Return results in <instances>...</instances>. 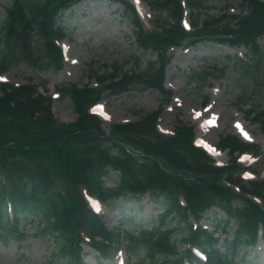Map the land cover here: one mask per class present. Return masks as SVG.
Listing matches in <instances>:
<instances>
[{
	"label": "trees",
	"instance_id": "trees-1",
	"mask_svg": "<svg viewBox=\"0 0 264 264\" xmlns=\"http://www.w3.org/2000/svg\"><path fill=\"white\" fill-rule=\"evenodd\" d=\"M80 0H10L0 22V69L20 61L32 70L62 67V53L55 38L65 36L59 19L64 10ZM124 6L125 17L133 26L134 48L128 61L138 65L140 55L151 49L156 58L144 67L96 73L100 87L64 83L61 87L77 116L72 122H59L51 110V99L31 82L14 86L0 84V242L21 243L30 235L49 236L54 247L51 257L64 264H85L82 257L85 236L87 243L108 257L109 249L122 239L127 251H143L140 262L150 264H240L253 247L259 232L264 233V180L244 183L235 152L260 149L242 142L234 135L220 137L219 144L230 150L229 165L218 167L200 148L193 145L194 128L178 122L173 135H163L156 128L159 110L143 111L137 121L112 123L103 129L101 119L88 111V105L102 96L118 95L132 86L153 87L169 98L164 88L169 48L185 42L195 45L215 39L230 45L243 44L247 60L232 59L246 70L248 80L264 89V47L258 42L264 34V1L241 0L237 13L226 11L210 14L207 0H184L191 9L194 29L187 32L182 24V0H146L156 12L151 27H144L130 0H115ZM230 0H225L224 8ZM38 36V47L33 37ZM136 53V54H135ZM226 65H213L198 77L201 82L215 75L223 76ZM215 72V74H213ZM239 103H244L243 94ZM249 113L264 130V107L254 103ZM126 146L142 153L129 152ZM113 170L119 176L113 185L103 177ZM237 183L236 191L227 184ZM61 184V185H60ZM85 187L91 194L109 203L121 196L141 197L148 193L162 205L149 225L109 228L103 217L94 213L81 194ZM263 198L257 203L247 194ZM180 197L185 204L180 203ZM212 204L225 216L213 212L214 230L195 228L189 217H201ZM26 223L36 225L28 232ZM183 224L184 241L196 244L206 252L199 260L190 250H180L174 232ZM225 233L223 237L221 234Z\"/></svg>",
	"mask_w": 264,
	"mask_h": 264
},
{
	"label": "rangeland",
	"instance_id": "rangeland-1",
	"mask_svg": "<svg viewBox=\"0 0 264 264\" xmlns=\"http://www.w3.org/2000/svg\"><path fill=\"white\" fill-rule=\"evenodd\" d=\"M224 2L225 0H207L204 4L208 7L202 11L210 14L223 12ZM9 3L10 0H0V22L6 14L5 5ZM141 3L143 9L140 13L149 25L147 21L150 18L149 7L145 1ZM239 7L240 0H230L227 11L238 12ZM59 22L66 29L65 37L59 40L65 56L62 69L32 70L29 64L20 61L6 68L4 72L0 70V79L5 78L17 85L32 78L42 94L50 98L52 94L54 95L52 110L61 121H71L76 117L70 99L62 93L61 86L64 83L94 86L96 78L89 76L91 72L103 73L117 66H121L123 70L137 66L142 68L149 60L156 58V52L148 49L141 53L138 65L128 61L134 52L139 53L142 50L134 48L131 36L133 26L125 17L124 6L115 0H81L64 10ZM33 41L38 47L41 46L38 36H34ZM258 42L264 47V34L259 37ZM65 45L68 47L67 51ZM1 48L0 39V50ZM246 54V47H229L211 41L198 42L191 48L178 47L171 50V60L166 69L165 79L166 87L172 91L171 99L166 102L165 96L156 88H147L141 84H136L117 96L109 97L104 91L103 97L99 100L105 104L107 112L103 129L108 132L112 123L137 121L144 114L143 111H151L165 105L157 120L158 128L164 134H171L181 120L194 125L196 137L200 136L198 130L204 117L214 115L217 116L218 125L205 129L203 138L217 144L224 134H239V128L234 129V126L240 123L248 130L247 136L254 140L252 144H257L264 151V132L249 113L254 103L264 107V89L258 84H252L248 80L246 70L235 62L238 59L247 60ZM231 58L236 60L233 61ZM213 65H226L224 75L220 77L213 75L206 78L205 82H200L197 79L199 74ZM241 94L245 102L239 104ZM204 101L207 102L205 106ZM209 107H212L211 111L206 110ZM196 110L202 112L200 118L193 114ZM228 157L227 150H223L214 160L218 163L226 162ZM246 163H250L256 172L253 173L250 169V176H246L244 170L241 174L244 179L264 176V156L257 162L251 159ZM116 178L117 172L112 171L110 176L103 178V183L113 185ZM161 210L162 205L152 200L146 193L141 197L121 196L117 200L103 204L101 214L109 227L131 228L134 224L149 225ZM219 214L224 215V212L220 211ZM203 216L201 222L213 228V224H210L212 209L205 211ZM25 228L28 232H34L36 225L26 223ZM183 228L181 224L174 232L180 250L186 247ZM121 243L122 240L118 239L114 245L120 246ZM53 247V239L41 235H30L21 243L12 240L8 244L0 242V264H64L63 259L54 260L51 257ZM82 255L85 264H118L121 258V255L117 254L107 259L102 258L95 248L87 244L83 246ZM123 255L125 264H150L146 259L140 262L142 250L137 253L126 251ZM240 264H264V243L261 239L249 250Z\"/></svg>",
	"mask_w": 264,
	"mask_h": 264
},
{
	"label": "bare ground",
	"instance_id": "bare-ground-1",
	"mask_svg": "<svg viewBox=\"0 0 264 264\" xmlns=\"http://www.w3.org/2000/svg\"><path fill=\"white\" fill-rule=\"evenodd\" d=\"M207 118H208V117H207ZM207 118H205V121H206ZM205 128H206L205 125H200V131H201V132H203Z\"/></svg>",
	"mask_w": 264,
	"mask_h": 264
}]
</instances>
